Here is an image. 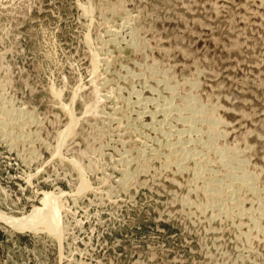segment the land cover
Instances as JSON below:
<instances>
[{"label": "rangeland", "instance_id": "1", "mask_svg": "<svg viewBox=\"0 0 264 264\" xmlns=\"http://www.w3.org/2000/svg\"><path fill=\"white\" fill-rule=\"evenodd\" d=\"M0 213V264H264V0H0Z\"/></svg>", "mask_w": 264, "mask_h": 264}, {"label": "bare ground", "instance_id": "2", "mask_svg": "<svg viewBox=\"0 0 264 264\" xmlns=\"http://www.w3.org/2000/svg\"><path fill=\"white\" fill-rule=\"evenodd\" d=\"M129 33H130V32H129ZM106 35H107V34H106ZM114 35H115V34H114ZM108 36H109V35H108ZM122 40H123V39H122ZM156 82H157V81H156ZM144 83H145V82H144ZM191 84H192V83H191ZM195 84H196V83H195ZM193 85H194V84H193ZM164 86H165V85H164ZM134 90H135V89H134ZM170 91H171V90H170ZM130 94H131V93H130ZM153 94H154V93H153ZM137 101H138V100H137ZM137 101H136V102H137ZM136 102H135V103H136ZM147 102H148V101H147ZM165 102H166V101H165ZM165 104H166V103H165ZM150 106H151V105H150ZM162 106H163V104H162ZM170 106H171V105H170ZM131 107H132V106H131ZM173 108H174V107H173ZM167 110H168V109H167ZM142 111H143V110H142ZM142 111H141V112H142ZM153 111H154V110H153ZM161 112H164V113H165V109H160V108H158V109L155 111V113H151V114H150V115H151V121H150V123H154V122L156 121V120H155L156 117L159 116ZM176 112H177V111H176ZM66 113H67V112H66ZM68 113H69V112H68ZM145 113H146V111H145ZM164 113H163V114H164ZM166 113H167V112H166ZM166 113H165V114H166ZM134 114H135V113H134ZM143 114H144V113H143ZM143 114H142V115H143ZM146 114H147V113H146ZM161 114H162V113H161ZM194 114H195V113H194ZM144 115H145V114H144ZM144 115H143V117H144ZM138 116H139V115H138ZM140 117H141V116H140ZM143 117H142V118H143ZM145 117H146V116H145ZM148 117H149V116H148ZM163 117H164V116H163ZM165 117H166V116H165ZM127 119H128V118H127ZM129 119H130V118H129ZM147 119H148V118H147ZM30 120H31V119H30ZM6 124H7V123H6ZM212 124H213V123H212ZM8 125H9V124H8ZM217 125H218V124H217ZM147 126H148V125H147ZM191 131H192V130H191ZM3 132H4V131H3ZM127 132H128V131H127ZM161 132H162V131H161ZM187 132H188V131H187ZM68 133H70V132H68ZM189 134H190V133H189ZM200 134H201V133H200ZM61 136H62V135H60V138H61ZM25 137H26V136H25ZM18 139H19V138H18ZM62 141H64V140H62ZM46 143H47V142H46ZM61 143H62V142H61ZM61 143H60V145H61ZM200 143H201V142H200ZM197 144H198V143H197ZM44 145H45V144H44ZM184 147H185V146H184ZM164 148H165V147H164ZM169 148H170V146H169ZM203 148H204V147H203ZM22 149H23V148H22ZM122 153H123V152H122ZM196 155H197V154H196ZM37 156H38V155H37ZM193 158H194V157H193ZM122 159H123V158H122ZM165 159H166V158H165ZM198 160H199V159H198ZM71 162H72V161H71ZM246 162H247V161H246ZM236 164H237V163H236ZM245 164H246V163H245ZM198 169H199V168H198ZM210 171H211V170H210ZM197 172H198V171H197ZM234 172H235V171H234ZM78 174H79V173H78ZM201 176H202V175H201ZM235 178H236V177H235ZM245 178H246V176H245ZM245 178H244V179H245ZM230 179H232V178H230ZM241 180H242V178H241ZM247 180H248V179H247ZM254 181H255V180H254ZM194 182H195V181H194ZM242 182H243V181H242ZM122 183H123V182H122ZM205 184H206V183H205ZM242 184H243V183H242ZM253 184H254V183H253ZM126 185H127V184H126ZM205 187H206V186H205ZM249 187H250V186H249ZM83 188H84V187H83ZM86 188H87V187H86ZM254 188H255V187H254ZM226 190H227V189H226ZM82 192H83V191H82ZM231 193H232V192H231ZM233 193H234V192H233ZM212 195H213V194H212ZM47 200H48V199H47ZM45 201H46V200H45ZM44 204H48V203L46 202V203H44ZM49 204L51 205V201L49 202ZM43 206H44V205H43ZM49 207H50V206L45 205L44 211L39 210V211H42L43 213H41V212L39 213V212H35V211H34V213H33L32 215H35V216H36V219H35V220H37V223H35V225H36V224H40V225L43 224V226L45 225V227H46L47 229L50 228V227L54 229V228L56 227V226L54 225V221L57 220V219L55 218L56 216L54 217V214H55V213L53 214V213L49 212V211H48V208H49ZM52 207H53V206H52ZM53 208H54V207H53ZM55 210H56V209H55ZM242 211H243V210H242ZM53 212H56V213H57V211H53ZM0 214H1V213H0ZM55 215H56V214H55ZM209 215H210V214H209ZM223 215H224V214H223ZM2 216H4V215H2ZM0 217H1V216H0ZM7 218H8V217H5V219H3V220H6ZM58 218H59V217H58ZM9 219H11V218H9ZM9 219H8V220H9ZM33 219H34V218H33ZM3 220H2V221H3ZM8 220H7V221H8ZM58 220H59V219H58ZM58 220H57V221H58ZM12 221H13V223L16 224V226H15L16 228H19V227H20V229H21V227H22V228L25 227V228H23V230H26V228H27V229L29 228L28 226L26 227V225H25L26 221H27V222L30 221L29 224H31V222H32L33 220H30L29 218H28V219H24V218H23V219L20 220V222H17L16 219H15L16 222H14V219H12ZM33 222H34V221H33ZM33 222H32V223H33ZM35 222H36V221H35ZM59 222H60V221H59ZM59 222H58V223H59ZM8 223H9V224H12L11 221L8 222ZM56 223H57V222H56ZM29 224H28V225H29ZM59 224H60V223H59ZM59 224H58V226H60ZM31 225H32V227H34L33 224H31ZM31 225H30V226H31ZM56 225H57V224H56ZM36 226H37V225H36ZM54 226H55V227H54ZM40 227H41V226H40ZM13 228H14V227H13ZM30 228H31V227H30ZM59 228H61V227H59ZM55 229H56V228H55ZM55 229H54V230H55ZM57 229H58V227H57ZM16 230H17V229H16ZM58 230H59V229H58ZM58 230H56V231H57V232H56L57 235L59 234V233H58ZM60 232H61V229H60ZM50 233L52 234L53 232H50ZM56 233H54V236H55ZM256 233H257V232H256ZM58 236H59V235H58Z\"/></svg>", "mask_w": 264, "mask_h": 264}]
</instances>
